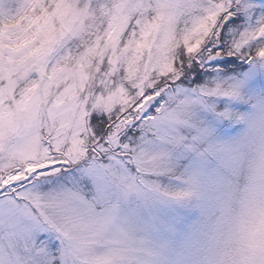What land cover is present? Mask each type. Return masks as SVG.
I'll return each mask as SVG.
<instances>
[{
    "label": "snow or ice",
    "instance_id": "snow-or-ice-1",
    "mask_svg": "<svg viewBox=\"0 0 264 264\" xmlns=\"http://www.w3.org/2000/svg\"><path fill=\"white\" fill-rule=\"evenodd\" d=\"M0 264H264V0H0Z\"/></svg>",
    "mask_w": 264,
    "mask_h": 264
}]
</instances>
